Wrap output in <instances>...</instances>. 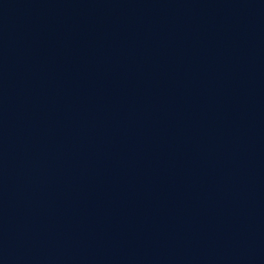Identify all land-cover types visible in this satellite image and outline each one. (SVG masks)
I'll return each instance as SVG.
<instances>
[{
  "label": "water",
  "instance_id": "obj_1",
  "mask_svg": "<svg viewBox=\"0 0 264 264\" xmlns=\"http://www.w3.org/2000/svg\"><path fill=\"white\" fill-rule=\"evenodd\" d=\"M0 264H264V0H0Z\"/></svg>",
  "mask_w": 264,
  "mask_h": 264
}]
</instances>
